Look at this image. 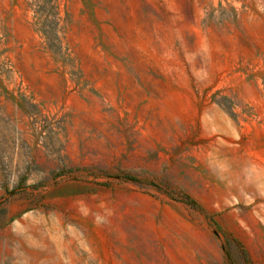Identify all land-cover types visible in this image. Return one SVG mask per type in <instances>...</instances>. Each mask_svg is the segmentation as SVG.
<instances>
[{
    "label": "rangeland",
    "instance_id": "374dc122",
    "mask_svg": "<svg viewBox=\"0 0 264 264\" xmlns=\"http://www.w3.org/2000/svg\"><path fill=\"white\" fill-rule=\"evenodd\" d=\"M0 264H264V0H0Z\"/></svg>",
    "mask_w": 264,
    "mask_h": 264
}]
</instances>
